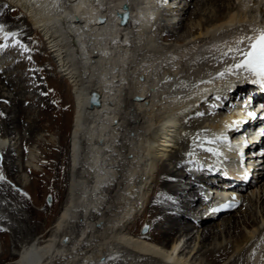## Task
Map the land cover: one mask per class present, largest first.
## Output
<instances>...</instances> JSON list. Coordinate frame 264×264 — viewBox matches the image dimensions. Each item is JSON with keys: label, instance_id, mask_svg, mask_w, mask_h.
Here are the masks:
<instances>
[{"label": "bare ground", "instance_id": "obj_1", "mask_svg": "<svg viewBox=\"0 0 264 264\" xmlns=\"http://www.w3.org/2000/svg\"><path fill=\"white\" fill-rule=\"evenodd\" d=\"M164 1L0 0V24L18 33L0 34V47L6 43L12 56L18 39L32 53L13 55L18 64L0 58V89L15 96L31 89L32 101H40L32 64L43 66L46 54L73 100L64 201L46 235L30 239L19 192L29 183L19 173L41 175L44 136L27 153L21 149L30 143L23 132L39 131L42 118L23 127L28 109L0 93V158L8 174L0 179V231L10 236L0 234V264H264V167L235 212L219 222L200 214L206 179L232 169L218 160L225 152L234 157L222 134L235 117L234 98L253 90L235 65L249 50L247 37L264 29V0ZM57 97L59 109L66 99ZM62 148L54 149L58 158ZM196 203L204 207L193 212ZM141 216L148 218L140 224Z\"/></svg>", "mask_w": 264, "mask_h": 264}, {"label": "rangeland", "instance_id": "obj_2", "mask_svg": "<svg viewBox=\"0 0 264 264\" xmlns=\"http://www.w3.org/2000/svg\"><path fill=\"white\" fill-rule=\"evenodd\" d=\"M184 2L185 1L183 0L182 4ZM8 11L9 10H7V12ZM8 15L14 19L16 17L14 9H12V11L8 13ZM29 40H31L32 42V43L30 42L31 46L37 47L41 44L40 38L38 36H35V33H33L30 36ZM1 49H4V47ZM21 50L22 49H20V47L17 49H14L13 53L15 54H12V56L19 54ZM23 55H25L28 58L32 56V53L30 49H28V51L24 52ZM12 56L8 54V57L9 58L11 57L9 59L7 55H5L4 59L1 58V61L6 62L8 59L9 61L12 60L14 62L17 60L22 61L20 60V58H15L13 60ZM43 59H44L43 66L38 67V64H35V63L32 64L34 67L33 68L34 72L36 73V80L34 82L36 83L39 82V85L41 86V90H42L41 92L43 94L42 97H40L42 98L40 101H36V103L35 101H32V99L35 100L37 97L34 96V93L31 91V89L28 91L26 95L20 94L18 96H15V93L12 92L11 88L9 90L5 87L2 88V90L0 89V93L3 96V99L8 98L10 100V99H15V97H17L18 100H21L23 102V106L28 109V112H29L27 113L28 115L24 114L23 116L20 117L21 125L23 127L28 126L29 122H31L32 119L33 120L38 119V117L42 118V128L39 131H37L34 134H27L23 132V134L25 135L24 136L25 139L27 140L30 139V143H28L26 146L22 147L21 149L24 154L27 153V151L30 149V145L33 146V142L36 139L35 137L38 134H41L42 136H44L43 140L45 141L46 146L42 150V154L40 156L41 162L38 168L40 169L41 173L39 174L41 175H32V173L29 174L27 172H21L22 174L19 173V175L24 174L27 177L28 183H29V187H28L29 192L28 191L23 192L22 190H20L19 192H20V195H22L21 202L23 206L29 210L27 217L30 218L32 227H33L32 233L29 236L30 239L43 237L46 235L47 231H49L54 220L56 219V217L58 216L61 210L62 203L64 201V197L66 193V188L68 185L69 134H70V127H71V119H72V114H73V103H72L73 100H72L70 86H68L67 82L56 78L55 68L51 60L47 58L46 54H43ZM12 73L15 74L16 71L12 70ZM25 84H26L25 82L22 83V85H25ZM52 88L55 90V92L54 91L52 92L53 90ZM60 95L65 97L66 102H65V106L57 109L55 107V101L59 102V100L57 99L58 98L57 96L60 97ZM27 97L29 100L25 101ZM8 99L7 100L5 99V101L8 102ZM43 104L45 106L47 105L46 107L47 109H42ZM57 114H59L60 117L57 116ZM58 118H60L61 121L62 119H64L63 121L65 122L67 121L66 127L63 128L64 130L60 127L62 123L60 122ZM23 123L25 125H23ZM10 128H11V125H10ZM61 143H63V148L61 149L62 155H60L61 158H58L57 157L58 155L56 156L54 149L56 150L61 145ZM52 144L53 146H51ZM63 156L65 158V161L62 162ZM4 175L8 177V174L4 173L3 171L2 159L0 158V177L6 178ZM185 182L186 181L178 182V183L180 184L182 188H188V185H186ZM11 185H13V183H11ZM13 194L15 195L14 192ZM246 194L250 195V190H248ZM47 197L50 198L49 205L47 203ZM13 201L20 205V203L17 201L15 197ZM195 205L197 207V205L199 204H194V206ZM235 211L236 210H234L233 212ZM222 217L223 216L215 218L214 222H219L222 219ZM147 218H148L147 216L146 217L141 216L139 220L140 224L143 221H145ZM188 218L190 217L188 216ZM143 228H146V230L148 231L147 225H141L139 228V231H142ZM1 233L5 234L6 236L7 235L9 236V234L7 233V230H2L0 231V234ZM176 237H179V236L177 235ZM1 242L2 240H0V244ZM21 247L22 246H18V248L11 247L13 248L11 250V253L13 252L17 254ZM7 261L8 259H5L4 262H7Z\"/></svg>", "mask_w": 264, "mask_h": 264}, {"label": "snow or ice", "instance_id": "obj_3", "mask_svg": "<svg viewBox=\"0 0 264 264\" xmlns=\"http://www.w3.org/2000/svg\"><path fill=\"white\" fill-rule=\"evenodd\" d=\"M94 2H98V0H94ZM102 22V21H101ZM0 33H3V38L5 40L10 37L15 38L18 33L15 32H5L4 26L0 25ZM250 41L249 50L247 53H244V59L241 63L235 65L236 68H243L247 71L252 72L259 79V82L264 83V29L260 30V34L256 37H247ZM19 46L24 52L28 51L27 46L21 43L20 40H15V45ZM3 47H7V45H3ZM237 51H239L237 49ZM231 71V69H229ZM223 75V73H221ZM249 115H254L253 113H249ZM207 143L211 144L213 141H207ZM208 152H214L212 148H205ZM192 153H189L191 155ZM3 179V177H0ZM233 206L231 202L222 205L221 207H231ZM214 209L213 211H216Z\"/></svg>", "mask_w": 264, "mask_h": 264}, {"label": "water", "instance_id": "obj_4", "mask_svg": "<svg viewBox=\"0 0 264 264\" xmlns=\"http://www.w3.org/2000/svg\"><path fill=\"white\" fill-rule=\"evenodd\" d=\"M102 21V22H101ZM105 22V20L104 19H101V18H97L96 19V21H95V23L96 24H98V25H100V24H103ZM142 99L141 98H139V97H137V96H135L134 98H133V101H135V102H140ZM47 203L49 204L50 203V198L49 197H47ZM146 231V228H143L142 229V232H145Z\"/></svg>", "mask_w": 264, "mask_h": 264}]
</instances>
